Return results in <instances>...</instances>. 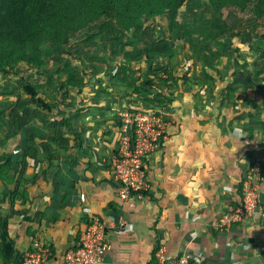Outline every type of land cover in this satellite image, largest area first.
I'll return each mask as SVG.
<instances>
[{
    "label": "crops",
    "instance_id": "0c3cea01",
    "mask_svg": "<svg viewBox=\"0 0 264 264\" xmlns=\"http://www.w3.org/2000/svg\"><path fill=\"white\" fill-rule=\"evenodd\" d=\"M111 85V94L91 93L78 100L72 95L70 103L59 98L46 122H39V136L38 122L34 125L30 117L25 146H12L19 134L0 119V125L5 123L1 132L14 134L5 150L20 148L26 156L19 176L8 183L0 179V264H21L36 241L51 253L46 264H65L95 216L107 228L110 249L104 264H177L186 255L191 256L189 264H264V216L223 230L214 227L240 206L241 182L259 160L254 141L264 131L250 134L258 127L248 124L245 115L219 114L218 108L204 113L202 108L214 104L213 99L164 90L153 99L163 102L157 111L169 125L162 148L147 160L148 191L122 202L111 177V160L124 135L121 111L149 104L141 101L145 95L136 96L116 81ZM188 85L180 82L179 90ZM189 86L191 92L196 87ZM79 91L74 93L83 96ZM224 100L216 99L220 111ZM34 135L57 143L37 145ZM259 161L263 177L258 196L264 212V159ZM120 221L127 223L125 229ZM159 248L167 263L154 256Z\"/></svg>",
    "mask_w": 264,
    "mask_h": 264
},
{
    "label": "rangeland",
    "instance_id": "374dc122",
    "mask_svg": "<svg viewBox=\"0 0 264 264\" xmlns=\"http://www.w3.org/2000/svg\"><path fill=\"white\" fill-rule=\"evenodd\" d=\"M207 3L206 0H193L187 3L183 8L181 21L174 27L168 15L152 18L142 16L141 20L147 25L145 35L130 46H124L127 41L126 36L116 34L112 27L108 39L93 38L98 39L96 44H84L79 39L69 40L59 50L60 54L51 58L50 65L56 71H60L66 65H69L76 76L86 77L88 83L83 87V96L60 89L63 74L57 75L54 71L51 76L44 77L39 76L33 70H27V73L21 75L18 81L19 98L16 103L7 106L0 104L1 118L5 120L9 129L19 134V138L15 140L12 146L21 144L25 146L27 135L24 138L23 134L29 128L30 117L35 125V120L38 123L46 122L45 116L48 114L43 112L42 108H38L33 99H29V103L24 104L26 97L22 95L21 89L27 80L36 85L46 84L41 88V92L43 91L47 97L45 100L52 106H57L55 103L59 98H62V100L67 99V102L70 103L73 99L78 100L91 93L92 95L98 92L111 94V83L116 81V75L119 73L126 74L118 66L123 62L127 56L126 54L129 57H140L146 54L166 52V56L152 59L151 67L155 70L161 68L172 70V75L168 77L160 74V79L155 80L159 90L155 89L152 98H156L164 90H168V92L178 90L177 92L180 91L181 93L186 90L185 92L188 95L190 94V97L194 92L196 93L195 97L213 99L214 104L204 108L201 107L204 113L212 114L214 109L218 108L217 112L219 114L233 113L235 117L245 115L243 118L249 120L250 123L248 122V124L253 125L254 128L258 127L254 129L256 131L252 130L250 134L258 133L257 129L260 128L262 129L260 132L264 131V75L261 76V73L264 72V11L258 14L255 10L256 7L252 6L250 11L240 12L238 10L236 12L237 20L227 19L226 13L219 20L213 17ZM223 21L228 24L230 28L228 31L218 27ZM103 24L105 22L102 20L98 23V26L94 25L92 28L99 30L100 27L103 28ZM256 28L259 30H256ZM236 33L238 37L235 35ZM239 45H241L240 53H236L234 48ZM105 49L108 50L107 53ZM106 62L114 66L108 67L105 65ZM149 67L146 61L132 62L129 69L131 80L141 85L147 76L152 78L153 73H150V69L148 70L149 73L146 70ZM182 68L185 70V77L189 79L191 85L196 86L192 89V92L189 85L187 86L188 89L181 86L182 89L179 90L178 77L181 74L179 69ZM49 79H53L51 84H48ZM197 90L199 93L196 92ZM72 95L75 98L72 99ZM182 95L179 96L180 100ZM230 95H236V97L229 99ZM147 98L146 95L144 100L141 101L147 104L145 102V99L146 101L149 100ZM216 99H225L221 111L219 108L222 105L216 104ZM155 101V104L133 106L130 109L121 111V113L158 112L157 108L163 102L160 100ZM162 109L160 108V111ZM53 119H50L49 122H53ZM263 135V133L262 136L258 133L257 139L254 141V143L256 142L254 144L256 160L264 159ZM27 141L29 144H34L29 140ZM10 150V147H7L5 151L9 152ZM259 160L247 176L250 175L249 177L252 176L256 179L260 177L261 182L263 172L259 170L262 169V162Z\"/></svg>",
    "mask_w": 264,
    "mask_h": 264
},
{
    "label": "trees",
    "instance_id": "16d2710c",
    "mask_svg": "<svg viewBox=\"0 0 264 264\" xmlns=\"http://www.w3.org/2000/svg\"><path fill=\"white\" fill-rule=\"evenodd\" d=\"M191 1L193 0H0V104L7 106L16 103L19 98L17 84L21 75L26 74L27 70L35 71L39 76H51L56 69L50 65V60L60 54L59 50L69 40L79 39L84 44H96L98 39L93 38L108 39L112 27L116 34L126 36L127 41L124 46H130L145 35L147 25L141 20L142 16L152 18L168 15L174 27L182 19L184 6ZM206 1L213 17L219 20L225 13L227 19L237 20L236 12L238 10L240 12L250 11L252 6L256 7L255 10L258 14L264 11V0ZM102 20L105 22L103 28L100 27L99 30L92 28L94 25L98 26ZM218 27L227 31L230 29L225 21ZM256 30L259 29L256 28ZM235 35L238 37L237 33ZM234 50L236 53H240L241 45L236 46ZM105 51L107 53L108 50L105 49ZM126 55L123 62L118 65L126 74H117L116 82L127 90L133 91L132 93L136 96L147 95V99H149L147 103L155 104L156 101L151 97L155 89L159 90L155 80L160 79V74L169 77L172 75V70H164V68L155 70L151 67L152 59L164 57L166 52L146 54L140 57ZM140 61L148 62L151 68L146 70L148 72L150 69L153 77L147 76L146 80L138 85L131 80L129 69L132 62ZM106 63L105 65L108 67L114 66ZM179 70L181 74L178 81L183 86L190 85L191 82L185 77V70L183 68ZM56 73L57 75L63 74L61 90L74 92L79 89V93H83V87L88 83L86 77L76 76L69 65L60 71L57 70ZM262 73L261 76L264 75V72ZM52 81L53 79H49L48 84H51ZM45 85H36L27 80L21 93L26 97L24 104L26 102L28 104L29 99H33L38 108H42L43 112L50 114L57 106H52L45 100L47 97L43 91L41 92V88ZM162 93L163 91L157 97H162ZM65 95L67 97L66 93ZM0 115L2 116V114ZM1 124L0 179L8 183L10 179L14 180L21 173L26 156L20 148L16 149L17 153L16 150L5 151L8 139L12 138L14 134L9 129L6 133H2L5 123ZM40 126L42 124L38 123V127L35 128V131H38V136L42 133ZM6 128H8L7 123ZM45 128L48 129L47 126ZM36 137L34 135L33 139L37 145H48V143L56 145L57 143L55 138H49L48 142L44 143ZM243 183L244 179L240 185L241 192ZM156 253L157 251L154 256Z\"/></svg>",
    "mask_w": 264,
    "mask_h": 264
},
{
    "label": "built area",
    "instance_id": "2783aa9c",
    "mask_svg": "<svg viewBox=\"0 0 264 264\" xmlns=\"http://www.w3.org/2000/svg\"><path fill=\"white\" fill-rule=\"evenodd\" d=\"M121 117L124 135L119 151L111 160V177L117 187L119 200L127 202L132 197L142 198L148 191L147 160L152 153L162 148L169 124L159 111L139 114L125 112ZM249 176L244 178L240 206L217 221L215 229L231 228L255 215L264 216L258 196L260 177L256 179ZM81 199L85 200V196L81 195ZM119 227L125 229L127 223L120 221ZM109 249L106 225L100 217H92L85 224L76 247L68 252L65 264H104ZM50 257L49 249L36 241L21 264H46ZM155 257L161 263L168 262L164 249L159 248ZM190 259L191 256L186 255L179 258L177 264H189Z\"/></svg>",
    "mask_w": 264,
    "mask_h": 264
}]
</instances>
